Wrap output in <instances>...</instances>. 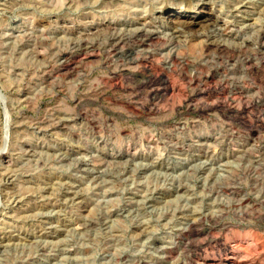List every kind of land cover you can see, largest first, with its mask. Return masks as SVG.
I'll return each instance as SVG.
<instances>
[{
  "label": "rangeland",
  "instance_id": "374dc122",
  "mask_svg": "<svg viewBox=\"0 0 264 264\" xmlns=\"http://www.w3.org/2000/svg\"><path fill=\"white\" fill-rule=\"evenodd\" d=\"M187 11L252 45L196 36L172 66L154 42L156 99L112 41ZM263 30L264 0H0V264H264ZM235 86L259 108L205 107Z\"/></svg>",
  "mask_w": 264,
  "mask_h": 264
},
{
  "label": "bare ground",
  "instance_id": "6f19581e",
  "mask_svg": "<svg viewBox=\"0 0 264 264\" xmlns=\"http://www.w3.org/2000/svg\"><path fill=\"white\" fill-rule=\"evenodd\" d=\"M207 6V3H204L201 5V7H205ZM107 8V7H106ZM244 7L240 8V11L243 9ZM193 9L192 5L189 8V10ZM169 11L167 9L163 10L162 13H160L159 15V19H163L164 16L168 13ZM208 12V11H207ZM155 15V14H154ZM173 15L175 16V18L173 20H168L164 23H161L159 30L162 29L163 32L161 31H156V30H152V27L150 26L151 30H146L144 28H135V30H126V34L120 33V35H117V37H115V33L112 35V37L114 36L115 39L114 41H112L113 45L112 47L115 48V51L118 52L119 58L123 59L125 61H127L129 64L134 65L136 67H144V70L142 72H129L127 71V73L129 74L128 76L131 77H136V76H140L141 78H143L147 83L150 84H159L161 86L160 89H156V91H154L153 93V97L160 98V99H166L165 97L167 95H169L171 92H173L174 87L172 86V84H170V77H169V72H163L162 73H153L150 69H148V62L150 61L151 58H155L156 56H159L161 51L164 52V50L170 49L172 48V50L170 51V53L166 56L163 57V59H165V63L168 65H172L175 66L178 61H180L181 57H180V53L179 50H181L182 48L186 47L188 44H190V42H192V40L190 38H195L197 36V38L203 39L201 41V43H203L206 47L207 50H215V54L213 55V58L211 59H215L218 56L217 55H221L233 50H238V51H242L244 48L246 49V47L250 48L249 46H251V43H247L245 47H243V44L237 45L238 43H234L232 41V39H235V37L232 34V32L230 31L229 33L226 34V37H229L227 40L224 37L225 34H221L222 32H224L225 30H221V33H217L218 30V26L220 23L219 18L218 19H213L211 16H209L208 14L205 15H201V13H195V12H175L173 13ZM117 17V16H116ZM134 18V17H133ZM131 22V21H130ZM146 22V21H145ZM163 22V21H162ZM134 23H136L135 21L133 23H128L126 26L127 27H134ZM138 23V22H137ZM141 23V22H140ZM146 24V23H144ZM156 24V23H155ZM154 24V25H155ZM225 24V23H224ZM223 24V25H224ZM228 24V22L226 23ZM225 24V25H226ZM234 24V23H233ZM153 25V27H154ZM157 26V24L155 25ZM198 26L201 30L199 31H194L193 27ZM242 26V25H241ZM252 26V25H251ZM102 27H104L106 30H116L119 27V23L118 22H111V21H106L102 24ZM125 27V26H124ZM226 27V26H225ZM228 27V26H227ZM193 28V29H192ZM198 28V29H199ZM222 28V27H221ZM224 28V26H223ZM122 29V28H121ZM156 29V28H155ZM229 29V28H227ZM226 29V31H228ZM231 30V29H230ZM115 31V32H116ZM121 31V30H118ZM243 31V30H242ZM220 32V31H219ZM118 33V32H117ZM213 34V35H212ZM185 38V40H184ZM223 38V39H222ZM261 43V48L264 49V30L261 32L260 36H259ZM183 39V40H182ZM191 41H188V40ZM154 42H158L162 48L161 51L160 49L156 52H153L150 50V47L153 46L152 44ZM257 42V40H256ZM132 43H137L138 45H133ZM253 43V42H252ZM260 44V43H259ZM129 46L128 49L125 50L126 46ZM259 47V45H258ZM113 48V49H114ZM176 50V52H174V50ZM255 49V48H254ZM155 51V49H154ZM254 51V50H252ZM212 52V51H211ZM247 52V51H246ZM262 52V50H261ZM213 53V52H212ZM244 53V51H243ZM257 53V52H256ZM234 54V51H233ZM241 54V53H240ZM245 54V53H244ZM254 54V53H253ZM263 54V53H262ZM117 55V56H118ZM162 55V53H161ZM211 55V54H210ZM231 55V54H230ZM243 55V54H242ZM233 56V55H232ZM238 56V54H237ZM264 56V55H263ZM189 57V56H188ZM206 57V56H205ZM234 57V56H233ZM254 57V56H253ZM256 57V56H255ZM258 57V56H257ZM208 58V57H207ZM206 58V59H207ZM224 58V57H222ZM260 58V57H259ZM204 59V58H203ZM210 59V58H209ZM121 60V61H123ZM222 60V59H221ZM248 60V59H247ZM251 60V59H250ZM215 61V60H214ZM252 61V60H251ZM203 63V62H202ZM248 63V62H246ZM252 62H249L250 65H252ZM257 63V62H256ZM237 64V63H236ZM150 65V64H149ZM240 65V64H239ZM244 66V65H243ZM247 66V65H245ZM75 67V66H74ZM202 67V66H201ZM239 67V66H238ZM62 68L66 69L68 68L67 65H63ZM150 68V67H149ZM200 68V67H199ZM244 68V67H243ZM249 68V67H248ZM254 68V67H253ZM252 68V69H253ZM242 69V67L240 68ZM250 69V68H249ZM262 69V68H261ZM139 70V69H138ZM192 70V69H191ZM245 70V69H244ZM125 71V70H124ZM195 71V70H194ZM233 72V70H230V72ZM237 71V70H236ZM251 71V70H250ZM255 71V70H254ZM264 71V70H263ZM193 72V71H192ZM235 72V71H234ZM246 72V71H245ZM173 73V72H172ZM221 73V71H220ZM244 73V72H243ZM264 73V72H263ZM242 74V73H241ZM253 74V73H252ZM234 75V74H233ZM261 75V74H260ZM259 75V71L255 73V77L254 76H245L246 80H250L254 83H256V80L260 77ZM237 76V75H236ZM240 76V75H239ZM263 76V74L261 75ZM226 77V76H225ZM241 77H243V75H241ZM264 77V76H263ZM230 78V77H227ZM239 78V77H238ZM244 78V77H243ZM261 78V77H260ZM230 81H233L231 83V85L233 84V86L235 85V81L238 82L236 79H228ZM235 80V81H234ZM245 80V81H246ZM264 80V79H263ZM225 81V80H224ZM145 82V83H146ZM200 82V81H199ZM211 82V81H210ZM223 82V81H222ZM240 82V81H239ZM264 82V81H263ZM173 83V82H172ZM262 83V82H261ZM260 83V86H261ZM230 84V83H229ZM241 84V83H240ZM252 84V83H251ZM263 84V83H262ZM174 85V84H173ZM237 85V83H236ZM154 86V85H153ZM157 86V85H156ZM259 86V83H258ZM262 87V86H261ZM225 88V87H223ZM222 88V89H223ZM257 88V87H256ZM256 88H249V87H239V86H235L233 87V89L230 90V95H232V102L230 101V103H226V104H212V105H208L205 106L206 108H209L211 110H217V109H224L228 112H235V113H242V112H246L249 111L250 109L258 106L257 104H243L241 101L242 96L246 95L248 96L249 94H251L252 92L256 93H260V91L257 92ZM152 89V88H151ZM154 90V89H153ZM206 91V90H205ZM203 92L201 95H207L208 92ZM224 92H226V90H223ZM222 91V92H223ZM153 92V91H151ZM150 92V93H151ZM211 92V91H210ZM214 92V91H213ZM200 94V93H199ZM212 94V93H211ZM228 94V92H227ZM254 94V93H253ZM263 94V93H262ZM210 95V94H209ZM208 95V96H209ZM229 95V94H228ZM261 95V94H260ZM245 96V97H246ZM256 96V95H255ZM259 96V95H258ZM244 97V96H243ZM198 98V97H197ZM231 98V97H230ZM163 99V100H164ZM162 101V100H161ZM229 101V100H228ZM259 101V100H258ZM257 102V101H256ZM263 102V101H262ZM234 103H238L237 107H234ZM251 103V102H250ZM261 104V103H260ZM263 105V104H261ZM204 107V108H205ZM263 109V107H262ZM257 110V109H256ZM68 121V120H67ZM51 134V133H50ZM259 135V134H258ZM179 144V143H178ZM5 151V150H4ZM70 187V186H69ZM50 188V187H49ZM53 191V190H52ZM18 196V195H17ZM65 199V198H64ZM56 200V199H55ZM22 203V202H21ZM193 216V215H192ZM23 217V216H22ZM46 222V221H45ZM48 227V226H47ZM207 260L204 261V263L201 264H207ZM193 263V262H192ZM210 263V262H209ZM212 264H219V263H212ZM221 264V263H220Z\"/></svg>",
  "mask_w": 264,
  "mask_h": 264
}]
</instances>
